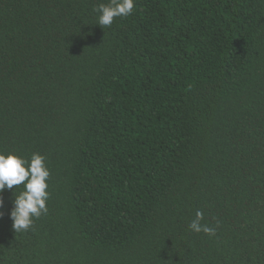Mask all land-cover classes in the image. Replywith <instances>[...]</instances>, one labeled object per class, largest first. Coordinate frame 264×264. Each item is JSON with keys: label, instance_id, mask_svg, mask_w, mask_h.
Returning a JSON list of instances; mask_svg holds the SVG:
<instances>
[{"label": "trees", "instance_id": "trees-1", "mask_svg": "<svg viewBox=\"0 0 264 264\" xmlns=\"http://www.w3.org/2000/svg\"><path fill=\"white\" fill-rule=\"evenodd\" d=\"M0 264H264V0H0Z\"/></svg>", "mask_w": 264, "mask_h": 264}]
</instances>
